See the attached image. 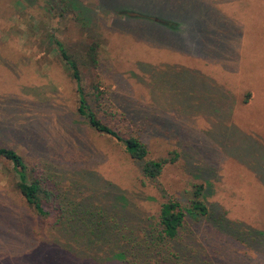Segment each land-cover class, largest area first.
Returning a JSON list of instances; mask_svg holds the SVG:
<instances>
[{
	"label": "rangeland",
	"instance_id": "1",
	"mask_svg": "<svg viewBox=\"0 0 264 264\" xmlns=\"http://www.w3.org/2000/svg\"><path fill=\"white\" fill-rule=\"evenodd\" d=\"M79 1L80 20L63 5L0 0V145L39 162L65 204L60 224L38 228L0 159V264H105L118 251L140 253L125 241L140 242L160 205L192 184L247 235L203 220L176 246L197 243L216 264H264V0H100L118 6L110 10ZM135 17L155 23L149 45L121 34ZM55 40L83 91L99 86L102 109L88 103L101 121L138 128L149 159L180 152L156 181L87 131ZM94 42L99 68L87 56Z\"/></svg>",
	"mask_w": 264,
	"mask_h": 264
},
{
	"label": "trees",
	"instance_id": "2",
	"mask_svg": "<svg viewBox=\"0 0 264 264\" xmlns=\"http://www.w3.org/2000/svg\"><path fill=\"white\" fill-rule=\"evenodd\" d=\"M25 1L32 3L38 0ZM42 1L50 9L63 5L65 11L74 14L78 20L86 13L82 9L79 0ZM109 2L99 0L98 6L108 10L118 7L111 5ZM141 15L145 14L138 13V16ZM150 16L154 17L153 15ZM130 20H134L136 25L124 29L122 32L120 30L121 34H131L130 39L134 43L149 45L150 43L147 42L148 23H155L141 17H135V19ZM157 25L161 26L164 24ZM132 29H134L133 32L131 31ZM55 44L65 71L75 81L78 98L77 114L78 117L86 122L84 124L87 126V131L103 137L104 142L113 150H121L124 156L138 167L144 179L156 181L167 165L177 162L180 152L171 151L169 152L171 157L149 159L148 145L143 141L141 134L138 133V128L117 131L101 121L97 115V111L102 109L100 102L103 99L99 86L93 87L92 94L88 95L85 93L80 83L81 77L76 62L67 54L61 42L55 40ZM99 48V43L94 42L87 51L88 59L94 68H99V63L101 62L99 60ZM88 99L94 102L97 111L90 106ZM0 159L11 164L12 170L16 175L12 192L16 194L26 210L34 217L38 228H41L45 223H48L49 226L60 224L64 218L65 212L63 210L65 204L60 198L55 184H52L51 179L40 168L39 162L26 161L16 150L2 145H0ZM190 188L189 191L183 192V196L180 199L171 197L160 205L156 220L150 227L151 232L148 231L149 235H145L138 243H132L129 240L125 241V243L129 242L134 249L140 248V253L118 251L112 253L105 264H216L209 255L202 257V252L197 250V243L193 244L194 249L191 244H188L187 247L185 245H183L184 247L176 246L185 238L183 234L188 224L200 223L203 220L211 221L215 231L220 233L222 231H233V234L245 239L247 234L243 233V231L248 229L235 226L233 222L227 220L224 212L210 210L206 202L207 194L203 184H192Z\"/></svg>",
	"mask_w": 264,
	"mask_h": 264
}]
</instances>
